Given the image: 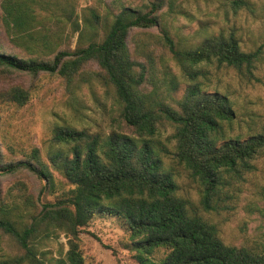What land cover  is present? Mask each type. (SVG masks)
<instances>
[{"label": "trees", "instance_id": "obj_1", "mask_svg": "<svg viewBox=\"0 0 264 264\" xmlns=\"http://www.w3.org/2000/svg\"><path fill=\"white\" fill-rule=\"evenodd\" d=\"M77 2L0 0V29L7 42L26 56L0 52V66L32 75L56 73L71 82L83 65L95 62L111 88L118 120L134 134L55 126L53 140L67 148L52 152L49 160L72 187L40 202L35 213L27 215L0 198V232L23 250L0 259V264H50L37 255L33 242L48 238L55 229L67 238L60 264H84L79 234L95 214L122 219L137 238L135 248L167 250L158 262L137 255L139 264H264V245L257 250L225 244L215 224L188 207L176 192L172 173L163 168L162 153L169 149L156 137L162 123L173 128L171 154L197 183L203 210L229 208L236 183L256 168V160L264 159V123L246 136L228 135L225 127L236 116L234 105L217 83L209 85L205 67L230 68L243 80L260 82L255 71L264 66V41L245 49L231 31L185 47L161 29L160 39L179 74L166 70L162 78L148 79L144 61L131 56L127 38L132 29L158 27L157 14L165 0L139 7L121 5L102 36L100 15L92 8L85 9L89 15L83 14L80 28ZM229 3L234 10L248 7L247 0ZM77 30V43L71 48L70 37ZM179 83H184V90L175 99L171 93ZM1 94L18 106L28 100V92L20 87ZM21 169L45 186L51 180L36 148L26 159L3 162L0 156V175Z\"/></svg>", "mask_w": 264, "mask_h": 264}, {"label": "rangeland", "instance_id": "obj_2", "mask_svg": "<svg viewBox=\"0 0 264 264\" xmlns=\"http://www.w3.org/2000/svg\"><path fill=\"white\" fill-rule=\"evenodd\" d=\"M148 1L151 0H78L75 15L81 28L83 14L89 15L85 9H94L100 15L98 32L102 36L121 5L139 7ZM229 1L165 0L157 14L158 27L132 29L127 38L129 52L134 59L144 61L148 79L158 80L166 70L175 76L179 74L160 39L161 29L167 30L176 45L185 47L207 36L226 35L231 31L245 49L263 42L264 0H247L248 7L235 10ZM169 5H172L171 10ZM78 35L79 30L71 35V48L76 46ZM0 46V52L26 57L7 42L1 29ZM205 68L209 71V85L217 83L234 105L236 116L226 125L227 134L243 137L257 130L264 123V66L255 71L260 82L243 80L230 68L214 65ZM101 72L95 62H88L67 82L56 73L32 75L0 66V156L3 162L26 159L36 148L39 161L51 174L46 186L26 169L0 175V198L17 205V213H35L40 202L53 200L72 187L49 160L52 152L67 148L66 144L53 140L55 126H70L90 133L107 134L116 130L134 134L118 120L111 88L101 78ZM12 87L28 92V100L23 105L18 106L1 96V92ZM146 87L149 89L150 84ZM183 90L184 83H179L171 95L178 99ZM172 132L170 125L162 123L156 137L169 149L162 153V163L163 168L172 173L177 194L188 202L190 209L215 224L225 244L260 249L264 245V159L256 160V168L236 183L235 198L229 201V208L205 211L199 204L197 183L171 154ZM135 239L122 219L95 214L79 234L84 264H139L136 257L140 254L151 262H158L167 252L163 247L135 248ZM66 240L65 234L55 229L48 238L38 237L33 244L37 255L45 262L60 264L67 249ZM22 253L12 238L0 232V259Z\"/></svg>", "mask_w": 264, "mask_h": 264}]
</instances>
